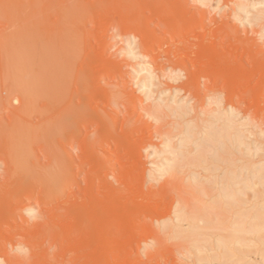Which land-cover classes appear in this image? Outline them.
Returning a JSON list of instances; mask_svg holds the SVG:
<instances>
[{"label":"rangeland","instance_id":"rangeland-1","mask_svg":"<svg viewBox=\"0 0 264 264\" xmlns=\"http://www.w3.org/2000/svg\"><path fill=\"white\" fill-rule=\"evenodd\" d=\"M261 205L264 0H0V264H264Z\"/></svg>","mask_w":264,"mask_h":264},{"label":"bare ground","instance_id":"bare-ground-1","mask_svg":"<svg viewBox=\"0 0 264 264\" xmlns=\"http://www.w3.org/2000/svg\"><path fill=\"white\" fill-rule=\"evenodd\" d=\"M221 143H225V142H221ZM220 143V144H221ZM223 145V147H224V144H222ZM168 168H166L167 169V171L168 172H171L173 169H172V167L169 165V166H167ZM232 191L233 190H230V193H229V195H231L232 194ZM235 195V197L233 198V199H235L236 198V196H237V193H236V191L233 193V196ZM221 196V195H220ZM223 196H224V194H223ZM231 198V197H230ZM232 202H234V200H232ZM239 202H240V200H239ZM228 204V203H227ZM230 205V204H229ZM237 205V204H236ZM236 205H234V206H236ZM262 207H259L258 208V210L256 211V212H254V213H252L251 215H250V213H247V214H249L250 215V217L247 215V214H241L240 216L238 215V218H240V220L243 222V224H242V222H239V221H234V227L232 228H230L231 229V231H233V232H231V231H229V233L231 234V233H233L232 235H230V236H228V235H226L227 237H229L230 239H231V241H227V240H225L224 238H223V236H218V237H216V238H219V239H215L214 240V238H213V240L215 241V244H213L214 243V241H212V239H210L209 237V239H207V238H205V239H207V240H209V241H207V242H210V240H211V246L212 247H215V248H218V249H223V250H225V252H227V257H228V255H235L237 252H236V250H237V248L236 247H232V248H236V249H234V251L236 252V253H233L234 251H232L233 249L232 248H230L231 246L229 245V242H232L233 240H234V242H233V244H236V246H238V244L239 245H241L240 243H245L246 242V240H243V237H244V239H246L245 238V235H244V233H258V235L257 236H259L258 238H259V240L261 239V238H263L264 236V205H261ZM242 213L244 212V210H242L241 211ZM246 212H248V211H246ZM236 216V215H235ZM238 218H236V219H238ZM242 218H244V219H242ZM245 218H249V219H251V220H248V222L246 223V220H245ZM239 220V219H238ZM246 223V224H245ZM192 224H189V226H191ZM248 225V226H247ZM188 226V227H189ZM191 227H195V229L194 228H192V231H191V228L190 229H188V232L186 231V230H184L183 232H186L187 233V235L189 236V235H191L192 233L194 234V233H196V231H198L197 229H196V226H191ZM229 227H230V225H229ZM190 230V231H189ZM195 232H194V231ZM84 232H85V230H84ZM84 232H83V234H84ZM182 232V234H181V237H184L185 238V236H183V233ZM190 232H192V233H190ZM199 232V231H198ZM197 232V234H199V236H200V233H198ZM86 233V232H85ZM261 233V234H260ZM191 235V236H198L197 234H194V235ZM81 235V234H80ZM261 235V236H260ZM176 236V235H175ZM201 236H206V234L205 235H203V234H201ZM243 236V237H242ZM190 237V236H189ZM222 237V238H221ZM226 237V238H227ZM195 238V237H194ZM233 239V240H232ZM261 240H263V239H261ZM260 240V241H261ZM243 241H245V242H243ZM198 243H199V241H197ZM98 244H99V242H98ZM98 244H97V246H93V248H96L97 249V247H98ZM194 244V243H193ZM210 244V243H209ZM209 244H206V246H209L210 247V245ZM245 245V244H244ZM241 246H243V244L241 245ZM199 247V246H198ZM239 248H240V246H238ZM249 247V246H248ZM101 248H103L104 249V247H100L98 250H96V251H100V249ZM205 248V247H204ZM261 248L263 249L262 251H261V249H260V252L262 253V255H261V257L263 258L262 259V263H264V241L261 243ZM199 249V248H198ZM206 249H208V248H206ZM212 250V249H211ZM215 249H213L212 251H214ZM198 251H200V249L198 250ZM211 251V252H212ZM218 251V250H217ZM221 253H223V254H221ZM240 253V251L237 253V254H239ZM260 253V254H261ZM90 255H92L91 253H89ZM218 256H217V255ZM219 254H221V255H224V252H220V250L218 251V253L216 252V250H215V253L213 252L212 253V255H214V256H216V257H221V256H219ZM94 256V255H93ZM93 256H89L90 257V259H91V257H93ZM213 256V257H214ZM82 257V256H81ZM81 257H80V259H81ZM98 257V256H97ZM97 257H94V258H92V260L90 261L89 259V261L90 262H95V260H97L96 258ZM212 257V258H213ZM225 257V256H224ZM226 257V258H227ZM233 257H235V256H233ZM241 257V256H240ZM240 257H238L236 260H238V259H241ZM100 258H102V257H100ZM229 258H231L230 256H229ZM227 259V260H229V261H226V262H229V264H230V262H231V260H232V258L231 259ZM82 259H83V257H82ZM213 259H215V257L213 258ZM221 259V258H220ZM223 259H225V258H223ZM226 260V259H225ZM233 262L232 263H234V259L232 260ZM96 262H98L99 264L101 263L100 261H96ZM226 262H225V264H226Z\"/></svg>","mask_w":264,"mask_h":264}]
</instances>
